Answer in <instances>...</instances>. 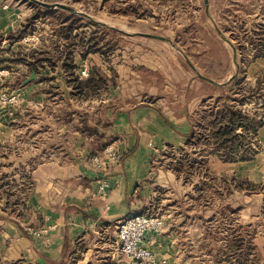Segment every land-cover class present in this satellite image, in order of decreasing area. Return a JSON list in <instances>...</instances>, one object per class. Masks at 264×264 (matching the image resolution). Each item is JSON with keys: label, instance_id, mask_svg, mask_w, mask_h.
<instances>
[{"label": "crops", "instance_id": "0c3cea01", "mask_svg": "<svg viewBox=\"0 0 264 264\" xmlns=\"http://www.w3.org/2000/svg\"><path fill=\"white\" fill-rule=\"evenodd\" d=\"M148 1L187 2L115 0L118 11L103 15L133 19L129 8ZM39 8L31 0H0V67H11L0 78V96L18 98L15 104L0 102V264L70 263L75 256H80L77 264H127L118 245V224L151 208L165 219L160 231L145 238L155 264H264V53L243 67V74L235 55L230 56L219 79L199 61L187 60L185 67L168 51L174 45L170 40L154 44L157 38L140 34L129 36L149 40L106 57L71 45V37L60 33L62 23L41 17ZM35 15L37 29L27 30ZM21 31V39H9ZM34 34L40 35L38 41L31 39ZM23 43L34 56H11ZM69 52L74 70L97 68L99 86L78 93L67 69ZM32 64L37 78L23 84ZM78 77L85 81L90 75ZM243 82L263 92L252 113L238 96ZM205 101L215 108L213 119L232 106L256 120L255 133L245 126L236 129L241 151L256 146L252 158L225 159L228 154L217 150L221 136L212 133L223 124L214 123L207 146L186 153ZM106 147L118 158L107 155ZM94 154L103 157L102 169L92 165ZM104 181L108 187L101 190ZM42 229L49 232L36 233ZM93 247L109 250L96 259Z\"/></svg>", "mask_w": 264, "mask_h": 264}, {"label": "rangeland", "instance_id": "374dc122", "mask_svg": "<svg viewBox=\"0 0 264 264\" xmlns=\"http://www.w3.org/2000/svg\"><path fill=\"white\" fill-rule=\"evenodd\" d=\"M58 2L72 6L75 10L80 12L82 11L79 14L73 12L75 15L83 18L81 21L79 20L78 24H82L80 28L84 29L80 31V28H77L78 31L75 35L78 36L72 35L70 39L71 43L75 42V44L83 45L85 48H96L95 46H88V44L85 45L94 33V43L99 41L98 45L100 48L104 43H108V47H103L108 51L106 57L111 56L113 51L123 50L126 47L128 49L132 48L136 42L142 40V38L149 40V38L144 36H129L118 30L117 34H113L108 30L114 29L110 26H116L117 28L131 33L143 32L164 36L174 44H170L168 50L170 54H175L181 61L185 62V67H189L187 60L193 63L194 61H199L218 79L226 74V70L229 67L230 56L232 57L235 55V60L240 65L241 69L256 58L257 52L264 50V0H211L208 4L203 0H194L192 2L187 0V2H172L170 4L150 1L139 2L136 8H134V6L129 8V11L133 12V19H116L115 21L113 18H105L103 15V12H105L107 15L111 16V14L118 11L119 8L116 7L115 0H111L100 7L97 3L98 0H58ZM44 8L46 7L42 6V9ZM65 16L69 15L67 13H59L53 16L48 15V18L50 17V21L56 24L58 22L61 23V19ZM33 22L29 19L26 24V29L29 28L30 31L37 29V27L33 25ZM104 22H107L108 25ZM92 23L102 26H97ZM143 41H145V39H143ZM153 41L150 42L161 44L160 39H154ZM36 47L38 48V45H36ZM19 48L13 51L11 56H14L16 53L18 54V58L20 55L23 54L26 56L28 53L34 56V52L31 51L32 49H30V46L24 45L23 43L22 47ZM39 48L42 49L41 46ZM55 48L58 49V45ZM21 49L24 50L25 54L21 52ZM28 49L29 51H26ZM204 49H208L209 52H204ZM130 52L131 51L126 52L125 57L128 58ZM161 52L166 53L165 50ZM199 55H201L202 58H199ZM9 67L8 64H4L0 67V71L6 70ZM4 74L5 73L0 74V78H3ZM74 74L78 75L76 70H74ZM241 74H243V72H241ZM242 86L240 95L238 96L244 100L245 104L247 103L246 107L244 106L245 109L252 113L256 108H259L258 100L261 98L263 92L260 91L261 88L248 83H244ZM261 86L264 87V80H262ZM2 99L3 95L0 96V102ZM236 101L233 103L236 104L238 102ZM220 103L221 106L226 105L223 100H221ZM214 109L215 108H212L210 103L206 101L202 104L201 111L198 114L200 116L195 120L197 129L190 139V145L188 147L190 150L186 152L189 156L196 152L195 148L199 149L200 147L207 146L205 143L207 144L210 138L208 127L213 120L211 114L214 113ZM204 149L207 150L208 147H204ZM204 149H201V153L203 154ZM171 154H173V152L169 151L168 156L172 157ZM162 193L164 192H161V194ZM150 211L159 213L157 209L155 210L153 208H151L149 212ZM98 246H101V244ZM107 250L109 249L93 247L91 256L96 259L97 256H105L106 252H108Z\"/></svg>", "mask_w": 264, "mask_h": 264}, {"label": "trees", "instance_id": "16d2710c", "mask_svg": "<svg viewBox=\"0 0 264 264\" xmlns=\"http://www.w3.org/2000/svg\"><path fill=\"white\" fill-rule=\"evenodd\" d=\"M39 10H41L42 15H40L41 17H47L48 15L53 16L59 13H68L69 16H65L63 19H61V23L62 25L60 26V33L66 37V38H70L73 35V31L76 28H80L82 26V24H78L79 20L81 21L83 18L80 16H77L75 14H71L68 11H63L60 9H48V8H39ZM39 15H35L33 16L30 20L31 22L35 21L36 18H38ZM64 23V24H63ZM94 25L97 26H102L100 24H96V23H92ZM104 27V26H103ZM106 29H108L107 27H104ZM110 32H112L113 34H117L118 31L116 29H108ZM23 31L19 32L18 34H14V33H10L9 34V39L11 41H16L19 40L23 37ZM78 36V35H75ZM94 33L91 36V38L85 43L88 44V46H95L96 48H90L88 47V49L90 51L93 52H100L103 55L106 56V54L108 53V51H106L103 47H108V43L106 42V44L104 43L102 45V47L100 48L99 41L94 43ZM71 45H77L75 44V42L70 43ZM109 49V48H108ZM264 53V50H260L259 52H257L256 56H260ZM85 55L83 54V57ZM67 59H71L72 64L71 65H67V69L72 70L71 74L73 76V81L74 84L76 85V88L78 89V93H84V89L85 88H90L92 86L97 87L99 86V79H97L96 77H101L102 74H100V72L97 70V68H94L91 73L89 72L90 77L85 80V81H80L78 75L74 74V68L76 67L74 61H73V55L72 52H69L67 55ZM31 68L33 70L38 71V68L36 65L32 64ZM243 68L240 69V72H242ZM239 72V73H240ZM236 83L239 82L238 80L236 81ZM91 89V88H90ZM255 122L256 120L254 119H250L249 117H245L242 113V111L240 109H234L232 106H227L225 108L224 111H222L221 116L215 117L211 123L214 124H220L222 125V129L218 130L216 132H212L215 136L219 135L220 137V143L219 146L217 147L218 151L223 149V151L225 153H227L228 155H225V159L227 160H231V161H238L240 159H249L252 158L254 156V152H256V146H248L246 148H244L242 151V140H241V135L236 133V129L242 126H245L247 129L249 130V134L250 131L252 133L256 132V126H255ZM192 136V135H191ZM220 152V151H219ZM224 157V155H223ZM180 166L183 167V164L180 163ZM180 169V168H179ZM80 259V256H75L73 258V260L70 263H67L66 261H63L61 263H57V264H77L78 260ZM12 264H23L22 262H16V263H12ZM88 264H93L92 262H89Z\"/></svg>", "mask_w": 264, "mask_h": 264}, {"label": "built area", "instance_id": "2783aa9c", "mask_svg": "<svg viewBox=\"0 0 264 264\" xmlns=\"http://www.w3.org/2000/svg\"><path fill=\"white\" fill-rule=\"evenodd\" d=\"M31 39L38 41L40 35L34 34ZM1 70L0 74L8 72ZM80 77L89 76V68L81 67L75 69ZM18 98L14 94H3L1 105L15 104ZM104 152L110 155L111 158L117 159L118 152L111 147H106ZM91 163L97 169H102L105 161L100 154H94L91 158ZM108 187V182L104 181L101 185V190ZM165 219L160 213L147 211L141 213H133L125 216L118 224V245L120 251L125 255L127 264H155V255L152 249L145 244V238L148 233L158 232L162 229ZM49 229H42L37 234H47Z\"/></svg>", "mask_w": 264, "mask_h": 264}, {"label": "water", "instance_id": "95a60500", "mask_svg": "<svg viewBox=\"0 0 264 264\" xmlns=\"http://www.w3.org/2000/svg\"><path fill=\"white\" fill-rule=\"evenodd\" d=\"M35 3H37L38 5H41V6H44L46 8H52V9H55V8H62V9H66V10H70L74 13H81L80 11L78 10H75L72 6H69V5H66V4H63V3H60V2H54V3H48V2H45V1H42V0H31ZM208 4V2H206ZM114 29H117L121 32H123L124 34L126 35H135V34H140V35H144V36H147V37H151V38H157V39H162V40H169L168 38L164 37V36H161V35H158V34H152V33H129V32H126L124 30H121V29H118L116 27H113ZM37 78V72L35 70L32 71V73L30 74V76H28L23 84H27L31 81H34L36 80Z\"/></svg>", "mask_w": 264, "mask_h": 264}]
</instances>
